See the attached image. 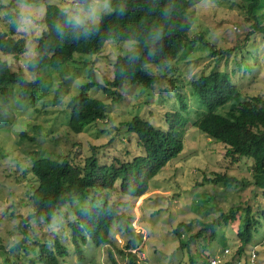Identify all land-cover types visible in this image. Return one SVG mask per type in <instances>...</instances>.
Returning a JSON list of instances; mask_svg holds the SVG:
<instances>
[{"label":"rangeland","instance_id":"rangeland-1","mask_svg":"<svg viewBox=\"0 0 264 264\" xmlns=\"http://www.w3.org/2000/svg\"><path fill=\"white\" fill-rule=\"evenodd\" d=\"M7 1L0 0V4ZM13 1L17 8V0ZM28 2L32 6L34 23L29 30L22 31L26 48L17 57L7 56V61L12 69L20 67L27 78H33L25 63L34 53L31 37L43 29L39 21L43 4L50 2L61 6L65 0ZM244 2L190 0L186 34L190 39L200 34L202 39L186 42L156 83L143 86L123 80L115 88L118 95L107 94L96 85L81 90L90 65L98 84H103L111 77L110 66L116 55H124L134 46L133 40L109 38L99 53L72 51L61 67H43L38 92L44 93L33 101L26 94H20L16 84L6 87V96H0V264L5 256L14 253L17 264H40L37 257L40 243L45 242L47 248L54 250L53 233L68 250V254L58 256V264H113L108 248L118 264H126L127 257H121L115 247H122L130 235L119 222H113L106 233L101 231L102 237L110 242L97 245L89 239L78 241L81 252L75 251L67 222L80 203L76 198L71 203L72 208L65 204L49 222L30 219L25 228L18 223L27 214L28 195L34 184L30 163L42 155L58 159L66 155L75 163H82L83 158L92 153L99 163L129 159L142 149L135 135L125 130L124 121L138 115L164 129L167 126L164 113L171 110H180L186 117L181 150L148 179L147 189L139 196L132 197L120 191L118 181L107 190L108 199L117 204L118 210H123L127 218L131 216L130 226L135 231L140 230V244L131 249L135 252L134 264H190V258L196 254L199 260L192 264H202L203 256L207 258L224 246L233 250L239 243L236 228L241 209L233 220L222 222L219 219L211 235L206 231L204 238L203 235L195 236L192 241L187 238L199 228V221L218 216L234 203L249 205L253 216L258 218L244 249L255 245V263L264 264V215L261 214L264 196L250 181L251 158H228L224 155L223 143L190 123L204 111L192 92L190 80L211 69L227 73L243 95H264L263 35L250 26L251 20L244 18ZM4 12L0 6V28L5 27ZM254 13L264 25V0ZM211 46L225 50L217 61L215 55L209 53ZM66 47L63 52H68ZM151 67L152 64L151 72H160ZM82 94L100 99L104 103L105 117L89 122L74 133L68 128L66 118L70 106ZM231 101L219 111L223 113ZM215 172H224L235 179L227 184L205 180L214 177ZM179 222L189 224L188 230ZM176 227L180 239L174 233ZM18 240L20 245L11 249Z\"/></svg>","mask_w":264,"mask_h":264},{"label":"trees","instance_id":"trees-1","mask_svg":"<svg viewBox=\"0 0 264 264\" xmlns=\"http://www.w3.org/2000/svg\"><path fill=\"white\" fill-rule=\"evenodd\" d=\"M260 1L245 0L242 7L244 18L251 20L250 26L262 33L264 41V25L259 23L254 13ZM189 3L190 0H110L113 10L103 14L98 25L90 32L65 27L62 34L57 30V24L63 26L61 6L44 2L43 15L39 20L43 29L31 37L34 53L25 63V68L34 76L27 78L22 68L12 69L7 61V56L17 57L26 48V38L16 24V4L13 0H8L5 4H0L5 10L6 18L5 27L0 28V96H6L8 85L11 87L16 84L20 94H26L33 101L44 93L38 92L43 67H61L71 57L72 51L99 53L103 43L109 38L133 40L134 46L124 55H116L110 66L111 77L105 79L103 84H98L95 70L90 65L86 71L88 78L80 85L81 90L89 85H96L107 94L118 95L115 88L123 80L143 86L156 83L164 75L169 63L185 47L186 42L202 39L200 34H194L191 39L186 34ZM174 22L178 24L175 25ZM64 46H67L68 52H63ZM209 53L215 55L217 61L225 50L211 46ZM150 64L152 69L160 72H151ZM244 67H247L246 64ZM190 85L198 102L204 107V111L192 118L190 123L207 136L223 143L224 155L228 158L239 160L241 157H250V181L264 196V95H243L230 81L227 73L217 69L201 73L190 80ZM229 100H232L229 108L223 113L220 112L219 109ZM103 117L104 103L100 99L82 94L70 106L66 123L72 132L78 133L89 122ZM164 118L167 123L164 129L138 115H132L124 121L125 130L135 135L142 149V152L129 159L99 163L94 153L86 155L82 163H75L66 155L59 159L46 155L34 158L29 167L34 184L28 195V211L18 223L25 228L30 219L49 222L65 204L72 208L71 203L76 198L80 203L73 209V218L67 222L75 251L81 252L78 241L89 239L97 245L109 241L102 237L101 231L106 233L113 222H119L130 237L120 248L112 243L111 246L115 247L121 257H127L126 264H134L135 252L131 249L140 244V230L135 231L130 226L131 216L127 218L123 210H118L117 204L108 199L107 190L112 189L113 183L118 181L120 191L132 197L139 196L147 189L148 179L181 150L182 126L186 117L180 110H171L164 113ZM234 179L224 172H215L214 177L205 178L206 181H219L223 184ZM85 198L87 202L83 201ZM239 209L242 212L237 216L236 234L239 243L235 251L241 252L259 222L251 213L249 205L234 203L218 216L199 221L201 225L193 234L188 235L187 240L192 241L195 236L201 235L204 238L203 233L206 231L211 235L219 219L222 222L233 220ZM261 211L264 215V211ZM178 224L184 226V230L189 228V224L184 222ZM173 230L180 239L177 227ZM53 234L54 250L47 248L45 242L40 243L37 256L40 264H58V256L68 254L58 235ZM184 243L187 244L181 242ZM18 245L20 240L11 249ZM109 250L108 248L109 259L113 264H118ZM203 257L201 262L206 264V257ZM14 258L15 253L13 256H5L3 264H17ZM197 259L199 260L198 254L192 256L190 264Z\"/></svg>","mask_w":264,"mask_h":264},{"label":"clouds","instance_id":"clouds-1","mask_svg":"<svg viewBox=\"0 0 264 264\" xmlns=\"http://www.w3.org/2000/svg\"><path fill=\"white\" fill-rule=\"evenodd\" d=\"M112 10L110 0H65L60 7V13L64 17L63 26L57 24V30L62 34L65 27L90 32L98 25L102 15ZM16 16V24L20 30L27 31L32 27V6L28 0H17Z\"/></svg>","mask_w":264,"mask_h":264},{"label":"built area","instance_id":"built-area-1","mask_svg":"<svg viewBox=\"0 0 264 264\" xmlns=\"http://www.w3.org/2000/svg\"><path fill=\"white\" fill-rule=\"evenodd\" d=\"M236 247L231 250L228 246H224L221 250L208 255L206 264H256L255 245L248 249H244L237 253Z\"/></svg>","mask_w":264,"mask_h":264},{"label":"crops","instance_id":"crops-1","mask_svg":"<svg viewBox=\"0 0 264 264\" xmlns=\"http://www.w3.org/2000/svg\"><path fill=\"white\" fill-rule=\"evenodd\" d=\"M246 249V248H245Z\"/></svg>","mask_w":264,"mask_h":264}]
</instances>
